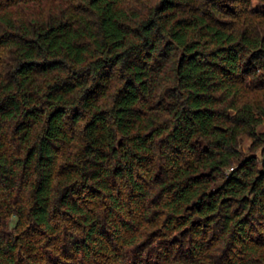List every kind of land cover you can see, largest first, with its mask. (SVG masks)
I'll use <instances>...</instances> for the list:
<instances>
[{
	"label": "trees",
	"instance_id": "trees-1",
	"mask_svg": "<svg viewBox=\"0 0 264 264\" xmlns=\"http://www.w3.org/2000/svg\"><path fill=\"white\" fill-rule=\"evenodd\" d=\"M264 0H0V264H264Z\"/></svg>",
	"mask_w": 264,
	"mask_h": 264
},
{
	"label": "rangeland",
	"instance_id": "rangeland-1",
	"mask_svg": "<svg viewBox=\"0 0 264 264\" xmlns=\"http://www.w3.org/2000/svg\"><path fill=\"white\" fill-rule=\"evenodd\" d=\"M262 129H264V124L261 126Z\"/></svg>",
	"mask_w": 264,
	"mask_h": 264
}]
</instances>
